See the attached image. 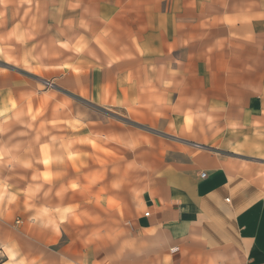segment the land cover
<instances>
[{
  "label": "crops",
  "instance_id": "obj_1",
  "mask_svg": "<svg viewBox=\"0 0 264 264\" xmlns=\"http://www.w3.org/2000/svg\"><path fill=\"white\" fill-rule=\"evenodd\" d=\"M0 264H264V0H0Z\"/></svg>",
  "mask_w": 264,
  "mask_h": 264
},
{
  "label": "built area",
  "instance_id": "obj_2",
  "mask_svg": "<svg viewBox=\"0 0 264 264\" xmlns=\"http://www.w3.org/2000/svg\"><path fill=\"white\" fill-rule=\"evenodd\" d=\"M202 175H204V173H202ZM146 215H147V212H146Z\"/></svg>",
  "mask_w": 264,
  "mask_h": 264
}]
</instances>
